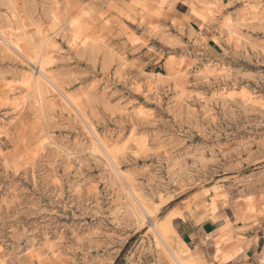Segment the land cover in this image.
Segmentation results:
<instances>
[{
	"label": "rangeland",
	"instance_id": "374dc122",
	"mask_svg": "<svg viewBox=\"0 0 264 264\" xmlns=\"http://www.w3.org/2000/svg\"><path fill=\"white\" fill-rule=\"evenodd\" d=\"M67 1L68 13L52 0H0V27L9 6L33 38L36 26L57 30L46 74L81 111L49 99L34 105L31 70L20 54L6 53L0 38V264H38L34 252L47 246L57 253L51 264H170L126 211L106 161L90 154L91 136L112 144L131 128L145 150L128 143L118 165L142 199L165 198L157 220L170 245L176 247L177 234L193 232L189 259L223 264L255 243L248 259L242 253L231 264H261L264 0H175L210 20L212 41L200 26L148 24L168 0ZM249 5L256 12H246ZM68 18L78 19L82 46L68 45ZM228 25L242 37L237 45L224 38ZM121 33L141 45V60L134 49L128 58L106 41ZM153 60L164 71L148 66ZM214 218L227 227L197 233Z\"/></svg>",
	"mask_w": 264,
	"mask_h": 264
},
{
	"label": "bare ground",
	"instance_id": "6f19581e",
	"mask_svg": "<svg viewBox=\"0 0 264 264\" xmlns=\"http://www.w3.org/2000/svg\"><path fill=\"white\" fill-rule=\"evenodd\" d=\"M52 3L57 10L64 9L67 11V13L71 11V5L67 0H52ZM9 4H11V2ZM248 8L247 9L245 8L246 12L255 10V7H253V5L252 6L249 5ZM8 9L7 11L9 13L5 15L4 25L0 27V38L5 42L4 44L5 47L3 48H5L4 50L6 51V53L8 52L13 53L14 51L20 54L23 58L22 60L25 61L27 67L31 70L33 74L34 90L33 92H30L29 95L33 100V104L34 105L38 104L39 100L41 101L43 99H49L50 101L52 100L55 104L61 105L62 106L61 108L64 107L63 109L69 108L73 112V114L75 112H81L78 106L77 99L69 95L61 86H59L56 83L54 78L46 74L47 64L49 63L47 54L51 49L55 48L56 42L54 40V37L57 34L56 33L57 30L54 29L52 30V32H47L42 27L36 26V31L34 35L36 38L35 39L31 35L32 33L26 30L27 26L25 27L24 23L22 24L21 20L17 18L12 8L11 10ZM51 19L54 22L57 21V16L53 12L51 13ZM79 27L80 24L77 18H68V24H67V28L69 30L68 45H70V47H72L73 45H79V46L83 45V40L82 41L80 40L81 36L79 37V33L77 31ZM222 32L224 34V38L226 37L225 40H227V42L229 43L232 44L234 43L235 45H237L240 42V39L242 38L240 34H238L239 32H237L233 27H231V25L225 26ZM1 45L3 46V44ZM25 46H28V48H25ZM262 52L264 56V51ZM121 57L119 56V59ZM126 65H127L126 62L122 64L123 67H127ZM22 82H24V80ZM19 101L20 100L18 99H14L10 104L12 111L15 112L16 115L19 114L18 111L20 110ZM90 128L92 129V131H94V128L93 126H91V124H90ZM25 130L26 132L28 131L27 129ZM133 130L134 128H131L126 136L123 135L124 137L123 139H121V141L119 142L117 141L115 143L111 142L112 144H107L106 142L103 141V139L102 140L100 139L101 137L97 138V136H95L97 138L96 141L95 140L96 138L94 139L91 136L90 154H92L93 157L99 156L106 161V165L109 167L110 170L109 173L113 179V182L118 187L121 198L124 199L123 201L126 207V211L128 212L130 217L133 219V221L137 224L139 228L147 229V233L152 237L154 245L156 247L161 248L164 251V254L169 259L170 264H197L194 263L192 259H189L191 258V254L193 252L192 248H190L179 237L176 238L178 241L176 247L175 248L172 247L168 242L167 237L164 235V232L162 231L160 225L158 224L157 215L160 209L162 208L164 202L166 201L165 198L162 197V195L159 196L158 202H154L152 199H148V198L142 199L143 197L141 198L140 195L133 188L129 174L122 171L118 165V161H117L118 156L122 151L125 150V147L128 143H132L136 147L137 153L142 152L143 154V151L145 150L146 147L145 140H143L142 137H137L134 134ZM17 138H20V136H18ZM138 155L136 157H139ZM47 254H51V256H47ZM56 254L57 253L50 246H47L44 251L34 252V258L37 260L38 264H51L52 255H56ZM258 256H259L258 257L259 262L261 264H264V251L260 255L258 254Z\"/></svg>",
	"mask_w": 264,
	"mask_h": 264
},
{
	"label": "crops",
	"instance_id": "0c3cea01",
	"mask_svg": "<svg viewBox=\"0 0 264 264\" xmlns=\"http://www.w3.org/2000/svg\"><path fill=\"white\" fill-rule=\"evenodd\" d=\"M131 0H129L130 2ZM177 1V0H176ZM167 4H172L175 6H167ZM162 12H161V16L159 19H149L147 18L146 22H148V24H150L151 26H157L158 24L160 26H176V25H182V26H186V27H190L192 30H195V28H197L198 30L200 29V27H202L201 29V36H204L205 38H208L209 41H212V28L214 27L211 23L210 20H208V18L206 20H204L203 16L201 15V13L197 10L194 11L193 9L188 7V10L183 8H177L175 0H168L166 5L162 8ZM201 12L205 13L206 10L205 9H200ZM207 12H209L208 14L210 15V17L212 16V11L208 10ZM218 8L214 11V14L216 15L215 17L218 16L219 13ZM221 14L224 15L223 10L220 11ZM143 18V17H142ZM146 18V17H145ZM223 31V30H222ZM207 35H206V34ZM134 35L138 38H143L145 37V35H142L141 33H134ZM108 42V44L110 46H113L114 49L121 50V54L128 56L131 55L128 50V48H131L133 50V53L135 56H137V60H141V58L143 57V55L141 54L140 51H138L137 49L141 46L140 44H137L135 46H131V44L126 40L125 35H123V33H121V36H113V34L110 35V37L107 38L106 40ZM129 58V56H128ZM148 66H153V67H158L159 69L163 70L164 69V63H160L157 62L156 60H153L151 62V64H148ZM164 71V70H163ZM147 72H155L152 70H148ZM146 72V73H147ZM157 73V72H155ZM163 76H165L163 73H159ZM227 226L224 225V220L223 218H214L213 220L208 219L206 221L203 222V224L201 225L200 229L198 230L197 233L202 232L204 235L206 233H220L222 232V230H224ZM177 233V232H176ZM186 236L185 237H181L177 234V236L187 244L188 240H191L192 237L195 236V234L193 232H185ZM242 247V246H241ZM257 247V244H251L247 247H242V252L241 253H233V254H228V256H230L231 258L228 261H225L223 264H231L238 256H241L242 253L246 256V258L248 259L249 256L248 254H251V252ZM258 254V253H257ZM261 254V253H260ZM227 256V257H228ZM252 256V255H251ZM251 264V263H250Z\"/></svg>",
	"mask_w": 264,
	"mask_h": 264
}]
</instances>
